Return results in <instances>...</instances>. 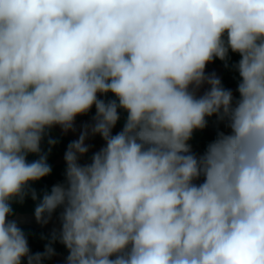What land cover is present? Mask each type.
I'll list each match as a JSON object with an SVG mask.
<instances>
[{
    "label": "clouds",
    "instance_id": "clouds-1",
    "mask_svg": "<svg viewBox=\"0 0 264 264\" xmlns=\"http://www.w3.org/2000/svg\"><path fill=\"white\" fill-rule=\"evenodd\" d=\"M230 51L238 98L205 73ZM93 107L64 182L22 216L62 208L32 254L11 201L51 174L46 131ZM213 116L229 131L196 155ZM89 134L105 146L80 164ZM57 239L66 264H264V0H0V264H40Z\"/></svg>",
    "mask_w": 264,
    "mask_h": 264
},
{
    "label": "trees",
    "instance_id": "trees-1",
    "mask_svg": "<svg viewBox=\"0 0 264 264\" xmlns=\"http://www.w3.org/2000/svg\"><path fill=\"white\" fill-rule=\"evenodd\" d=\"M240 59V56L238 53H232L229 52V60L227 61L228 66H225V62L221 61L219 59H215L214 63L217 65H222L224 67L223 74L221 76V82L223 87L226 89H231L233 87L237 88V84L240 80L239 74L237 71H235L232 68V65L236 62H238ZM238 98V93L237 96ZM216 117H210L208 118V121H213ZM48 139L55 140L56 143L51 146V151L49 152V144ZM73 141L72 138L67 136H60L57 138H54L51 132V129H48L46 131L45 138L42 142V151L44 153H47V163L51 166L52 172L49 176L42 178L41 180L34 182L31 186L36 190L38 194L37 200H32L30 196L26 197L24 202L21 204L17 202L16 200L11 201V207L13 210V215L8 217V219H16L20 216H35L34 210L35 207L40 203L42 200L43 192L45 190L50 191L51 187L54 184L62 183L64 182V172L66 168V163L59 162L61 157L65 155V152L67 151V147L69 143ZM204 148H206L204 146ZM94 153H87V159L90 162L91 156ZM27 159L29 162L32 160L38 159V157L35 154H29ZM61 209H57L55 213H53V216L59 215L61 212ZM26 234L28 242L33 246V252L32 254H35L37 252L43 253L45 251V245L49 244L51 241V233L53 229H56L59 231L60 228L57 227H51V231H46L43 229H37L31 225L25 224V225H18ZM51 247L53 248V254L50 256H45L41 261L40 264H51L53 257L56 254H62L66 257L69 255L68 249L59 242L57 239L55 242L51 243ZM22 264H27V260H23Z\"/></svg>",
    "mask_w": 264,
    "mask_h": 264
},
{
    "label": "rangeland",
    "instance_id": "rangeland-1",
    "mask_svg": "<svg viewBox=\"0 0 264 264\" xmlns=\"http://www.w3.org/2000/svg\"><path fill=\"white\" fill-rule=\"evenodd\" d=\"M223 69L224 67L222 65H217L213 62L209 63L206 66L205 69V73L206 75L215 73L220 79L221 76L223 74ZM208 85L204 84L201 86V88L198 90L197 95H202L206 90H208ZM234 96H237V92H236V87L231 88ZM100 98L102 99H113L114 97L112 96L111 93L107 94V97L101 96ZM237 98V97H236ZM95 115V107H93L91 109V111L83 116L85 117H89L90 119H81L79 120V118L82 116H77L74 122V126L73 129L74 130H69L67 132H65L60 126H54V127H58L60 129V131L62 132V136H67L73 139V141L77 140L81 134V131L83 130L84 125H91L93 123V120L91 117H94ZM120 120L117 122L116 126L113 128V135H115L116 133H118L119 131H121L125 118H126V113L123 110H120ZM79 120V121H78ZM218 131H224L225 133H227L229 131V129H227L225 127V124L222 122H218L217 118H215L213 121H208V126L203 129V130H197L193 133L192 139L189 141V144L191 145V150L194 154L196 155H201L203 154V152L205 151L207 147V145L213 141L216 138L217 132ZM85 144L87 146H89V151L88 153H96L98 152L102 147L105 146V142L103 141V139L99 136H92L91 134H89L88 138L85 140ZM59 162H65L64 160V155L61 157ZM79 163L80 164H86L89 163L88 159H87V155L85 154L84 156H81L79 158ZM62 211V210H61ZM20 218H29V217H22L20 216ZM34 220L35 217H32ZM57 218H59V215L53 216L50 221L52 220H56ZM25 220V219H24ZM32 220H25V222L20 223V225H31L37 229H43L46 231H51L52 228H49L50 225L52 226H56V224L53 222L51 223L50 221L45 224H39L37 222H34ZM28 246L30 249V252H33V246L28 242ZM66 256L62 255V254H56L53 259L51 264H66Z\"/></svg>",
    "mask_w": 264,
    "mask_h": 264
},
{
    "label": "crops",
    "instance_id": "crops-1",
    "mask_svg": "<svg viewBox=\"0 0 264 264\" xmlns=\"http://www.w3.org/2000/svg\"><path fill=\"white\" fill-rule=\"evenodd\" d=\"M91 118H93V117H91ZM81 119H90L89 117H85V116H81L80 118H79V120H81ZM78 120V121H79ZM93 120V119H92ZM51 129V132H52V135H53V137L54 138H57V137H60V136H62V132L60 131V129L58 128V127H52V128H50ZM30 220V218H20V217H17L16 219H12V220H15L16 222H17V224L18 225H20V223H22V222H25V220ZM32 221H34V222H37L36 221V219H34V220H32ZM51 223H55L56 224V226L55 227H57V228H60V221H59V218H57L56 220H52V221H50ZM52 227H54V226H52ZM49 228H51V225H50V227Z\"/></svg>",
    "mask_w": 264,
    "mask_h": 264
}]
</instances>
